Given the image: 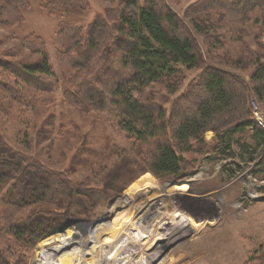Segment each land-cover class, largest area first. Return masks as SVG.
Returning a JSON list of instances; mask_svg holds the SVG:
<instances>
[{
    "label": "rangeland",
    "instance_id": "rangeland-1",
    "mask_svg": "<svg viewBox=\"0 0 264 264\" xmlns=\"http://www.w3.org/2000/svg\"><path fill=\"white\" fill-rule=\"evenodd\" d=\"M29 1L23 22L13 27L0 24V53L22 46L18 58L36 59L40 54L23 41L40 36L60 81L57 91L42 95L37 105L14 108L12 113H5V94L0 92V146L37 159L77 185L83 203L79 208L74 199L67 217L60 202L18 210L15 219L32 209L63 217L32 250L20 253L5 227L11 219L10 209L5 210L10 188L0 187V250L13 262L23 256L24 264H246L264 245V142L263 146L254 142L252 129L236 135L251 143V151L257 144L251 162L250 155L236 145L232 146L236 155L227 157L223 145L214 146L216 133L208 131L204 143L182 153L181 174L155 176L149 172L148 159L138 154V143L126 132L104 122L99 112L81 113L62 102L64 84L56 58L59 23L86 28L97 15L111 17L119 0H87L82 13L55 14L44 0ZM137 2L142 5L145 0ZM156 2L160 11L173 12L180 19L178 31L192 39L200 62L191 69L181 67L170 81L150 84L138 96L163 106L170 119L178 99L206 67H213L229 74L234 85L239 80L245 86L253 120L255 111L264 116V102L255 95L251 80L257 61L264 62V25L232 20L222 24L221 14L205 6L207 0ZM51 113L56 116L54 127L47 132L44 128L50 127L43 122ZM62 118L70 124L63 126ZM169 136L163 138L171 141ZM54 180L49 181L52 188L60 189ZM90 209L93 215L88 214ZM175 213L179 214L173 219ZM164 218L169 221L163 227L156 223ZM112 242L119 247L116 254L115 250L109 253Z\"/></svg>",
    "mask_w": 264,
    "mask_h": 264
},
{
    "label": "trees",
    "instance_id": "trees-1",
    "mask_svg": "<svg viewBox=\"0 0 264 264\" xmlns=\"http://www.w3.org/2000/svg\"><path fill=\"white\" fill-rule=\"evenodd\" d=\"M44 2L51 14L82 13L88 7L87 0ZM119 2L111 17L97 15L86 28L68 21L59 23L56 58L64 84L63 104L81 113L99 112L104 122L126 132L138 143V154L148 159L149 172L155 176L181 174L182 153L204 143L208 131L216 133L214 146L223 145L221 151L228 152L227 157L236 155L232 149L236 145L250 155L249 161H255L264 132L256 128L245 86L239 80H234L238 83L234 85L226 72L206 67L200 79L178 99L170 119L163 106L138 96L154 82L174 79L181 67H197L199 55L192 39L179 33L180 19L173 12L160 11L156 0H145L142 5L137 0ZM205 6L221 14L222 24L232 20L264 25V0H207ZM29 7V0H0V24H20ZM23 44L39 57L18 58L22 46L0 53V92L5 94V113L34 107L42 95L56 92L59 85L60 77L45 40L30 35ZM251 80L255 95L264 102V62L257 61ZM179 105L183 109L178 110ZM55 117L51 113L44 120L50 127L45 131H52ZM61 123L70 124L65 118ZM247 129H252V139L257 143L254 151L243 136H236ZM167 135L171 141L163 138ZM61 177L37 159L13 147L0 146V187H9L7 196L11 198L5 201V210L11 212L5 227L18 243V252L32 250L63 217L71 216L74 199L79 208L82 205L80 188ZM52 179L60 189L52 188ZM54 202L63 203L62 218L53 211L38 209L14 218L18 210ZM93 213V209L88 211L89 215ZM21 257L13 262L0 250V264H24ZM246 264H264V245L250 255Z\"/></svg>",
    "mask_w": 264,
    "mask_h": 264
},
{
    "label": "bare ground",
    "instance_id": "bare-ground-1",
    "mask_svg": "<svg viewBox=\"0 0 264 264\" xmlns=\"http://www.w3.org/2000/svg\"><path fill=\"white\" fill-rule=\"evenodd\" d=\"M129 200V199H128ZM174 208V207H173ZM179 213H175L174 215L175 216H173V219L175 218V217H177L176 215H178ZM168 221L169 220H165V218L164 219H162V220H160L159 222L157 221L156 223H159V224H162L161 226L163 227L164 225H165V223L167 224L168 223ZM143 223V222H142ZM155 223V222H154ZM138 227L140 228V229H142V230H144V229H147V226H145L144 224H138ZM185 228V227H184ZM130 235V234H129ZM166 236V235H165ZM135 240V239H134ZM153 240L154 239H151V243L153 242ZM155 241V240H154ZM114 242H112V244H113ZM117 243V242H116ZM154 243V242H153ZM123 244V243H122ZM114 246L113 247H111V250L109 251V253L113 250H115V253L114 254H116V250L119 248V247H117L116 246V244H113ZM116 248V249H115ZM112 251V252H113Z\"/></svg>",
    "mask_w": 264,
    "mask_h": 264
},
{
    "label": "built area",
    "instance_id": "built-area-1",
    "mask_svg": "<svg viewBox=\"0 0 264 264\" xmlns=\"http://www.w3.org/2000/svg\"><path fill=\"white\" fill-rule=\"evenodd\" d=\"M254 119L256 121V126L264 131V116L261 112L255 111L254 112Z\"/></svg>",
    "mask_w": 264,
    "mask_h": 264
}]
</instances>
